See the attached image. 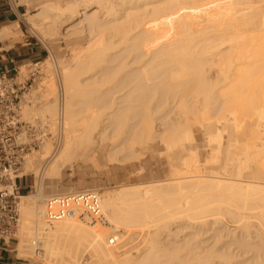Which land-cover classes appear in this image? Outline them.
Masks as SVG:
<instances>
[{"label":"bare ground","instance_id":"obj_1","mask_svg":"<svg viewBox=\"0 0 264 264\" xmlns=\"http://www.w3.org/2000/svg\"><path fill=\"white\" fill-rule=\"evenodd\" d=\"M21 1L23 3H27L29 5V7H32V8L43 5L41 8V11H42V14H43L44 19H45V23H44L45 27L43 26L44 28H41L40 30L45 35H54L55 33L58 35H61V34L64 35L66 33V32L64 33L65 26L70 25L71 23H73L76 20H79L78 23H76L75 27H74V25H72L74 27V28L72 27L73 29L70 26L72 31L69 29H66L67 32L71 31V33H70L71 35H72V33L73 34L74 33L83 34L84 32L88 34V37H89L88 41L92 43V44H90L91 46L89 45L90 47L88 46V47H86V49L84 48L83 50L73 51L74 53L73 54L71 53L72 56L69 60L73 64L71 63L72 65H69V66L68 65L65 66L63 64L64 67L61 68L62 71L64 72V80L66 82L65 87H66L68 94L71 92V87L69 85L70 84V75H72L71 79H73V74H71V73H74V74L76 73V72H74V70L72 71V69H73L72 67L74 65H76L77 63H80L85 58H89V59L94 58V60H95V56H97L98 53H99V55H104L101 53L104 52L103 50H105L106 47H105L104 42H103L104 45H102L103 43H101V42L103 40L100 39L99 33L105 29H108L109 27H112V28L114 27V29H123L122 25L124 24L123 23L124 21H121L122 18H121L120 13L122 14V12H120V8H119V6H122V5H120V2H118L120 0H21ZM122 1L125 2V0H122ZM157 1H159V0H156V1L155 0H152V1L149 0V3L152 2L153 5H155V4H157ZM163 1H164V3H166V4L163 3L164 5L161 6V8L163 9V10L161 9L162 10L161 13L164 12L163 13L164 15L161 14L163 17L160 18V21L158 23L161 26L164 25L166 27L163 26L162 27L163 29H159L160 28V26L158 28L159 24H156L157 26L155 25V27H153L151 25V23H150L151 26L149 25V23H147L149 26H147V24L146 25L144 24L140 30L141 34L139 35V37H141L139 40H141V41L138 40V43L136 42L137 44L136 43L134 44L136 47L133 48L132 47L133 45L131 46L133 48V51L137 48L140 50V52L136 50L139 53L134 54L135 56L132 55L133 58L131 61H133V62L131 64V67H132V65H133V67H132V69H130L128 71V73L126 75L127 79L129 80V81H127V85H131L132 82H134V84H132L133 85L132 87L129 86L131 89L128 92L129 93L128 96L131 97L130 96L131 94H133V93L136 94L137 92L135 93L134 90H136V91L142 90L143 91L142 95H144V96L147 95L146 96L147 98L150 95L152 96V94H154V95L159 94L160 95V96L158 95L159 98L160 97L164 98V97H168V96L180 98V97H185V96L188 97L187 95L190 93L192 95H189V96L190 97L192 96V98H195V99L199 96H203V100H206V102H204L203 104H207V106L212 105L211 106L212 107V119L214 117H216V115L218 117H220V119L222 118L221 120H223V121L225 119V122L222 124V127L224 129L220 125H218V121L220 119L218 121H217V119H215L214 121L212 120V123H210V122L208 123L209 125H211L209 128L210 129L212 128V134L216 135V133H217L216 136L214 135L215 138H212V142H213L212 148H213V150H216L215 155L217 154V156H215L214 154H212V155H214L215 157H217L219 159V160H217V158L215 159L218 161V163L220 162V165L215 167L214 170L219 169L220 171L219 172H217V170L214 171V172H216V174H214V173L212 174V179H214V180H212V183L210 182V185L207 184L208 182L207 183L203 182V184H205V183L207 184L206 185L207 187L205 188L206 192H204L205 190L202 191L203 194H206V195H204V196L200 195L199 198L197 197L194 200H192V202L194 204L192 203L193 205L191 204V207L188 205L189 209L187 208V210H189L191 212H189V214L184 215V216H187V219H188L187 224H189L188 226H190V227L191 226L196 227L197 225L199 228L204 227L205 225L207 227L208 224L210 225V222H208L205 218L212 216V224L211 225H213V224H218V225L221 224L222 225L223 218H226L227 221H230V223L232 222L235 224L236 227L235 226L234 227L236 228V230L238 229L240 231L241 230L246 231V233H248V235H247L248 237H252L251 235L254 234V232H258L261 236H263V239H264V0H171V1L170 0H168V1L162 0V2ZM146 2H148V1H146ZM167 2H169V4L171 6H172V4L170 2H174L173 6L171 7L169 4L167 5ZM152 3H150V4H152ZM126 4H127V2H126ZM143 4H145V0H144ZM129 5H131V4H129ZM166 5H167V7H164ZM126 6L129 7L128 4ZM168 6H169V9H168ZM40 7H39V9H40ZM123 7L124 6H122V9H123ZM157 7H158V5H157ZM159 9H160V7H159ZM201 10L204 13H202ZM123 11H125V10H123ZM127 14H128V12H127ZM153 17H155V16H153ZM155 19H157V18H155ZM117 23H119L120 25H118ZM34 24H36V23H34ZM115 24H117V25H115ZM141 24H142V22H140L138 20L135 21L134 23L131 22L130 27L124 28V29H128L126 31L127 36L129 35L130 31L138 29L141 26ZM154 24H155V22H154ZM36 25H38V24H36ZM14 27H16V26H14ZM10 28H13V27H10ZM164 28H166V29H164ZM196 29H198V30H196ZM12 33L13 32L11 31V29H5L4 28L0 31V38H8L11 36ZM122 33H123V31H122ZM124 33H125V31H124ZM124 33L122 35H124ZM66 35H67V33L65 34V36ZM125 35H124V38H122V39H125ZM129 38L131 39L130 36H129ZM127 40H128V38H127ZM93 42L94 43L98 42L99 44H96V43L94 44ZM101 45L104 47L102 48ZM100 51H101V53H100ZM107 51H108V49H107ZM136 51H134V52H136ZM131 52H132V50H131ZM101 57L102 56H100V58ZM100 58H99V60H100ZM86 60H88V59H85L84 61L86 62ZM85 62L82 61L81 63L83 64ZM97 62H98V59H97ZM129 63H131V62H129ZM92 65H93V63H92ZM129 66H130V64H129ZM211 71H212V74H211ZM124 79H126V78H124ZM123 81H121V82H123ZM128 82H129V84H128ZM72 83L74 85V82H72ZM44 90H46V89H44ZM36 93H38V92H36ZM72 94H73V92H72ZM193 94H195V96H197V97H194ZM137 96L139 97L138 93H137ZM137 96H136V98H137ZM133 97H134V95H133ZM152 97H154V96H152ZM166 99H164V100L166 101ZM161 100L159 102H161ZM174 100H176V99L174 98ZM137 102L140 103L139 100ZM149 103H148V105H149ZM194 103H196V102H194ZM165 104H166V102H165ZM189 104L187 106L184 104L183 105L185 107H187L189 110V107H188ZM46 105L47 104H44L42 107L40 106L41 107L40 110H41L42 115L44 112L50 113V112L56 111L53 107L46 106ZM95 105H93V106H95ZM167 105H168V103H167ZM108 107H109V105H108ZM131 107L132 106L129 105V107L127 106V109L131 108ZM137 107L136 106L132 107V110H130V111H133L134 108L137 109ZM160 107H161V105H160ZM23 108H24L23 114L28 118L32 117L31 116V112L33 111V110L31 111L32 108L30 109L28 107V105L24 106ZM106 109H107V107H106ZM117 109H118V107H117ZM154 109L156 111V108H154ZM135 111H138V110H135ZM139 111H140V109H139ZM152 111H151V113H152ZM169 111H170V109H169ZM126 112H127V110H126ZM143 112L141 111L142 114H143ZM55 113H57V112H55ZM116 113H118V112H116ZM141 113L139 112L138 114L141 115ZM174 113H172V114H174ZM179 114H180V112H179ZM129 115H130V113H129ZM144 115H145V113H144ZM182 116H184V115H182ZM52 117L53 116H51V118ZM96 117H98V116H96ZM118 117H119V113H118ZM142 117H144V116L142 115ZM72 118L73 117H72V114L70 112V105L63 106L62 119H63V123L65 126V134L63 133V135H65V136H64L63 141L61 142L62 145H61L60 151H58L56 153V155H57L56 158H55V155L52 154V155H54L53 157L55 159H54V161L52 159H50L51 161H53V163H52V165L49 164L50 166L48 165V167H50L49 169L47 167V169L49 170L48 174L49 173L52 174V173L58 171L63 164L68 162L70 159L74 158L76 155L78 156L81 154L80 156H83V155L87 156L93 152H98V153L102 152L101 151L102 149L99 147V145L95 146V144H94L95 139L96 138L99 139L100 137L98 138L97 137L98 135H96V134H95L96 138L92 137L93 131L91 132V131L86 130V129H85V131H82V132L78 131V133H77V131L75 130V126H74L75 123L73 124ZM136 118H137V116H136ZM130 119H131V116H130ZM132 119H133V117H132ZM139 119H141V118H139ZM182 119H183V117H182ZM128 120L129 119L126 118V121H128ZM221 120L219 122H221ZM121 121H123V120H121ZM121 121H120V123H122ZM88 122H91V121H88ZM128 122L132 123L131 121H128ZM137 123H139V122H137ZM162 123H163V121H162ZM186 123H187V121H186ZM186 123H184V124H186ZM120 125H122V124H120ZM139 125H141V124H139ZM139 125H137V126L134 125V126L138 128ZM147 125H148V123H147ZM165 125H167V124H164V126ZM129 126H131V125H129ZM129 126H127V127H129ZM151 126H153V125H151ZM177 126H178V124H177ZM97 127H99V126H97ZM131 127L128 129L129 131L127 130L128 136H129V133L130 134L132 133L133 127H132V130L130 131ZM102 128H104V127H102ZM137 128H136V130H137ZM142 128H144V127H142ZM175 128H176V126H175ZM220 128L222 129V131L226 130V132L225 133H223L224 131L223 132L222 131L217 132V130H219ZM123 129H121V130H123ZM151 129H153V128H151ZM173 129H174V127H173ZM179 129L177 128L176 131L180 132ZM63 130H64V128H63ZM142 130L139 131L140 134L137 132L138 135L142 134L141 133ZM155 130H157V129H155ZM60 131H62V130H60ZM103 131H104V129H103ZM176 131L174 132L175 134L173 136L171 135L172 138L169 136L171 139V143L175 146L174 149H176V147H178L179 143L182 142L181 139L183 140V138H181V139L179 138V135H178L179 133L177 132L178 133L177 134ZM113 133H114V130H113ZM147 133H148V130H147ZM149 133H150L149 136H150V138H152V140H153V138H155V136H157L151 130L149 131ZM99 134H101V133H99ZM148 134H147V136H148ZM164 134H166V133H164V131H163L162 135H164ZM181 134H182V132H181ZM183 134H182V137H183ZM225 134H227L226 138L224 137ZM124 135H126V134H124ZM132 135H134V134L133 133L131 134V139L133 137ZM143 135H145V132L143 133ZM187 136L188 135H186V137ZM138 137L134 138L135 141L138 139ZM162 137H164V136H162ZM108 138H109V136H108ZM143 138H145V139H143ZM127 139H128V137H127ZM148 139H146V136L145 137L143 136L141 138V141H140L141 144L147 145V143L149 142V141L147 142ZM164 139H166V136L164 137ZM99 140H98V142H99ZM114 140H112V141H114ZM138 140H140V139H138ZM152 140H150V141H152ZM161 140H163V139H161ZM135 141H133V144L135 143ZM166 141L168 142V140H166ZM140 142L138 141V143H140ZM161 142H163V141H161ZM100 145H101V143H100ZM125 145H127V144H125ZM145 145H143L144 149L146 148ZM102 147L106 148V144L103 145ZM128 147H131V146H128ZM128 147H127V149H128ZM51 148L52 147H51L50 142L46 141L42 145V148H41L42 153L40 152L41 154L38 155L39 151H36V152H38V154L36 153L35 155H33L32 158L29 159L28 163L30 164V166L33 165V167L35 169V167L36 166L38 167L40 165V163L46 161L45 160L46 159L45 157H47L46 155H48V154L51 155V152H50ZM147 148L150 150V152L153 150L151 145L149 146V144L147 145ZM180 148H181V146L175 150L174 156L177 157L178 154H179L178 156L181 155L180 153L182 152L183 149L182 148L180 149ZM143 151H141V152H143ZM81 152H84V153H81ZM138 152H140V149ZM109 153H110V151H109ZM130 153L132 154L133 152H130ZM139 154L142 155L144 153H142V154L139 153ZM127 155H128V153L126 154V156ZM135 155H137V154L135 153ZM126 158H128V157H126ZM177 158H180V157H177ZM171 159H172V157H171ZM175 159H173V160H175ZM49 163H50V161H49ZM186 164L187 163H185V166H186ZM30 171L33 172L32 169H30ZM59 171H61V170H59ZM212 171H213V168H212ZM42 173H44V172H42ZM187 179H189V178H187ZM42 181L43 180H41L39 182V185L42 183ZM179 181H181V180H179ZM158 183H160V182H158ZM143 185L145 186V184H143ZM151 185H152V183H151ZM161 186H162L161 188H163V185H161ZM199 186H202V185H200V182H199ZM135 187H137V186H135ZM198 187H197L196 191H198V189H200ZM202 187H204V186H202ZM133 188H134V186H133ZM156 188L154 186H150V187L148 186L144 190L145 192L142 196H141V193H143V192L139 193L140 194V196H139V194L137 193L136 190L134 191V193L132 191L133 194H136V193L138 194V196H137V194H136V196L134 195L135 196V197L133 196L134 198H132L131 192L128 191L129 192L128 195L131 194V196H129L130 200L126 199L128 197L127 194L124 195L125 197H122L123 193H120V192L119 193L117 192V195L116 194L115 195L108 194L106 197H104V199H102L101 212L106 217V221L102 222V223H94V222L86 223V222L80 220L78 217H65L62 219L52 220V222H50V224H48L49 222L48 223L44 222L45 221L44 218H43L44 221L41 220L42 219L41 216L43 214V211H36V208L32 205L34 203H32L31 205L30 204L28 205L27 199H29V198L32 199V197L36 196V195L22 196L21 197V200H22V202H21V217L23 220V226L20 228V232H19L20 233L19 234L20 242L18 245L19 254L22 256V252L24 251L23 248L25 245L23 242L25 240L26 230H30L29 224H32V225H35L38 230H44L47 233L46 234L47 237L44 236L45 238H48V240L45 243L46 260L51 259V261H52L53 259H57V261H59L60 264H64L65 261H67V263H68V261L73 262V259L76 256L79 257V255H81L79 250H78L80 246H85L86 250L88 249V251L91 250L92 254L95 255L96 257H98V259H100L98 261H100L101 264H226V263L232 264L233 263L232 257L237 256V255L236 256L234 255V250H236L238 248L239 249L238 252H241L242 248H241V246H238L240 244L237 245V243H236L237 248L236 249L234 248L232 251L229 250L230 252L226 253L225 251L228 250L227 248L232 249V247H228V245H227V248H225L226 250L224 251L223 246L225 244L223 246L222 245L219 246L221 243L220 244H217V243L221 242V240L216 238L215 240H217V242L215 240H214L215 242H213V244L215 243L216 245H211L212 243H210L209 245H211V246H209V247L213 246L212 249H210V248H208V245H207L209 243V241H207L208 242L207 243L206 240H211V239L202 240V239H199L198 236H197L198 238L195 236V239H194V238H190V237H192L191 236L192 234L191 235L189 234L190 237H188V235L186 236V238H189V239L183 240V238H181V237H182V234L184 233L183 232L184 230H181L182 227L180 228V226H181L180 224H179L180 226L177 227L179 229L175 230V228H174V231L171 229H170V231L168 230L169 232L167 231L168 235H166V237L164 236V234H161L162 233L161 229L162 228L164 229V226L161 227L162 226L161 224H164L165 222L162 221V223H161L160 220L165 219V217L166 218L168 217L167 221H170L169 218L171 219V216L173 218L177 214L182 215L183 213H182V210L180 209V207L181 206L183 207V205L185 207V204H183V205L181 204V206H179L181 201L179 200V202H177L178 201L177 199H179L180 196L175 198L176 193H178L177 191L173 195L170 194V192H173L175 189L173 191L172 190L168 191L169 187H168V189L166 187L167 190L163 189L166 192H163V190H161V188L158 189L159 188L158 187L157 188L158 190H155ZM173 188H175V187H173ZM171 189H172V187H171ZM192 191H193V189H192ZM200 191H201V189H200ZM91 192L92 191H89L87 193H91ZM202 192H201V194H202ZM207 192H208V194H207ZM209 192H212V193L209 194ZM81 193H83V192H81ZM195 193H197V192H195ZM198 193L200 194V192H198ZM188 195H190V193ZM188 195H187V197H188ZM66 196H71V195H66ZM56 198H58V196L51 197L50 199H56ZM192 198H193V195H192L191 199ZM184 199H188V198H184ZM190 202H189V204H190ZM184 210L187 211L186 209H184ZM36 212H37V214H36ZM186 213H188V211ZM178 215H177V219H178ZM180 218H181V216H180ZM251 220H255V222L251 221ZM179 221H181V220H179ZM35 222H36V224H34ZM158 222H160V225H158L159 224ZM168 223H170V222H168ZM168 223L164 224L165 227H166V224H168ZM224 224H225V220H224ZM168 225H170V224H168ZM150 226H152L153 229H150ZM158 226H159V228H158ZM173 226H176V224ZM126 227L132 228L133 230H135L134 228H137V229L140 228L142 230V232L145 233L142 236H145V238H146V240H145V242H147V244L145 245L146 248H144V247H143L144 249L140 248L141 250L142 249L143 250L141 252L137 253L136 255H133V256L131 255L132 253L130 254L129 251H128L129 253H127L126 252L127 249L125 250V248H124L125 252L123 250L124 253H122V251L118 250L123 245H125L123 243L126 240L122 241L123 242L122 244L117 242L118 245L115 247L109 246L110 239L114 236L117 237V239H119L120 237L118 236L119 235L118 232H120L124 228L126 229ZM168 227L170 228L172 226H168ZM185 228H187V227H184V229ZM31 229H33V228H31ZM163 229H162V231H163ZM187 229H189V228H187ZM200 229H202V228H200ZM200 229H199V231H200ZM219 229H218V231H219ZM109 230H112L113 233ZM126 230H128V229H126ZM141 230H139L140 233H141ZM166 230H167V228H166ZM139 231L138 232L134 231L133 234L135 235V237L137 235H139V234H137V233H139ZM192 231H194V230H192ZM197 231H198V229H197ZM201 231H202V233H204V229ZM221 231H222V228H221ZM227 231H228V233H230V230H228V228H227ZM40 232H43V231H40ZM109 232H111L110 234H112V236L109 234ZM127 232H129V231H127ZM231 232H233V231H231ZM41 234L43 235V233H41ZM194 234L197 235L196 233H194ZM213 234H215V233H213ZM244 234H243V236H244ZM107 235H110L111 237H109ZM198 235L200 237H202V234H198ZM219 235H221V232ZM224 235H222V236H224ZM227 235L224 237H227ZM229 235H231V234H229ZM232 235H233V233H232ZM255 235H256V233H255ZM260 235L258 237H260ZM67 236L73 238V240L75 241L74 244L76 243L75 244L76 246L73 247V249L71 248L70 250H67L65 248H63L65 250H62L60 245H61V242L63 240L61 241V239H62V237H67ZM205 236H207V235H205ZM205 236L203 234V237H205ZM214 236L215 235H212V237H214ZM222 236H220V237L222 238ZM130 237H133V236L130 235L129 238ZM193 237H194V235H193ZM220 237L218 236V238H220ZM231 237H233V236H231ZM71 238H69V239H71ZM242 238H239L240 239L239 242H241V243L243 241ZM222 239H225V238H222ZM238 240H236V241H238ZM44 241H45V239H44ZM127 241H129V240H127ZM233 241L235 242L234 239H233ZM244 241L246 244V240H244ZM248 241H249V239H248ZM252 241H253V239H252ZM262 241H264V240H262ZM230 242H231V240H230ZM71 243H73V242H71ZM71 243H70V245H71ZM232 243H229V244H232ZM247 243H249V242H247ZM64 244H66V243H64ZM233 244H235V243H233ZM254 244H252V245L254 246ZM241 245H243V244H241ZM252 245H247V246H251V248H252L253 247ZM260 245H261L260 248H262L263 244H261V241H260ZM256 246L258 247V245H256ZM134 247H136V246H134ZM246 248H249V247H246ZM253 248H255V246ZM130 249H132V248H129V250ZM245 249L243 252H245ZM81 250H82V248H81ZM83 250H84V248H83ZM83 250H82V252H83ZM255 250L261 251L259 249V247H258V250L257 249H255ZM262 250H264V248H262ZM182 253L185 257L181 256ZM244 254H246V252ZM256 254H257V252H256ZM240 255H242V252L239 253V256H237V257H240ZM252 255H254V253ZM263 256H264V252H262V253L258 252V254L256 256V257H258V260H257V258H256V260L259 262L255 261V257H254L253 261H255V263L251 262L249 264H253V263L254 264H264V257ZM182 258H184V259H182ZM242 258H244V257H242ZM251 258L253 259L252 256H251ZM44 259H45V257H44ZM76 259H77V257H76ZM238 259H240V258H238ZM248 259H247V261H248ZM57 261H56V263H57ZM249 261H250V259H249ZM42 262H43V259H42ZM53 262H55V261H53ZM70 262H69V264H70ZM77 263H78V261H77ZM241 263H243V262H241Z\"/></svg>","mask_w":264,"mask_h":264},{"label":"rangeland","instance_id":"obj_2","mask_svg":"<svg viewBox=\"0 0 264 264\" xmlns=\"http://www.w3.org/2000/svg\"><path fill=\"white\" fill-rule=\"evenodd\" d=\"M12 1L15 4V6L19 7L18 10H19V17H20V28L18 29V32H20V35L23 36L24 42L25 43H27V42L37 43L38 45H40V47L43 48L42 59L40 60V63L37 66H33L31 68L27 64H25V65H22V67L20 68L21 75L25 76V77L30 76V73H32V71H34V70L37 71V73L35 75V82L33 83L32 87L29 89V92L25 98L24 105H23V107L28 105V107L30 109L32 108L31 109V111L33 110L31 112L32 117L28 118L23 113L22 114H23V117L25 119H31V118H35V117H38V118L44 117V118L49 119L52 123L51 129H52V134H53V138L48 139V142H50L52 148L50 149L51 155L48 154V155H46L47 157H45L46 161L40 163V165L38 167L36 166L37 168L35 167V169H34L33 165L30 166L28 161L30 158L33 157V155H35L36 153L38 154V152L35 151V152H33V154H31L27 157L25 168L27 170L32 169L33 172H31L29 175L24 177V178H29L31 180L30 191L25 196L36 195V196H33L32 199L31 198L27 199L28 205L29 204L31 205L32 203H34L32 205L36 208V211H44L46 200L51 198V197L73 195V194H78L81 192H89V191L98 193L100 198H101V204H102V199H104V197H106L108 194H113V195L116 194L117 195V192L118 193L120 192V193H123L122 197H125L124 195H126V194L128 195L129 192H131L132 198H134L137 193L139 194V193L143 192V193H141V196H142L145 192L144 190L148 186L149 187L154 186L155 188L159 187L158 189H160L162 187L161 185H163V188H161V190H163V189L165 190L166 187H167V189L169 187L168 191L169 190L173 191L175 189L173 192H170V194L173 195L177 191L178 193H176L175 198L180 196L179 199H177L178 200L177 202H179V200L181 201L179 206H181V204L182 205L185 204L186 208L184 207V205H183V207L181 206L180 209L182 210L183 214L182 215L177 214L178 219L181 221H179L177 219V215H175V216L173 215L174 216L173 218L171 216V219L169 218L170 221H167L168 217L167 218L165 217V219L160 220L161 223H162V221L165 223L170 222V223H168L170 225L166 224V227L164 225L165 223L161 224L162 225L161 227L164 226V229H165L164 230L162 228L163 231L161 229V232H162L161 234H164V236L166 237V235H168V232L170 231V229L174 231V228H175V230H177V229H179L177 227L181 225L180 226V228L182 227L181 230H184L183 231L184 233L182 234V237H181V238H183V240L189 239V238H186V236L188 235V237H190L191 234H192L191 235L192 237H190V238L195 239V236L196 237L198 236L199 239H202V240L211 239V240H206V242L209 241V243L207 242L208 248L212 249L213 246L212 247H209V246L216 245L215 243L213 244V242H215V241L217 242V240H215L217 238V239L221 240V242L217 243V244L221 243L219 246H221V245L223 246L225 244L223 246L224 251L226 250L225 248H227V245H228V247H232V249L227 248L228 250L225 251L226 253L230 252L229 250L232 251L234 248L236 249L237 248L236 246L238 244H240L238 246H241V248L243 249V250L241 249L242 255H240V257H237V256H239V253H241V252H238L239 251L238 248L236 250H234V255L235 256L237 255V256L232 257L233 259L231 258L233 260V263L234 264H240L241 262H243L244 264H249L251 262L255 263V261L258 260V257H256L258 252H261V253L264 252V250H262V248H264V241H262V240H264V239H263V236H261L258 232H254V234L251 235L252 237H248L247 236L248 233H246V231L241 230L242 231L241 232L238 229L236 230L235 224L232 222L230 223V221H227L226 218H223L222 225L221 224L220 225H218V224L211 225L212 224V216H209L210 218L207 217L208 219L205 218L208 222H210V225L208 224L207 227H206V225L204 227H200L202 229H200L198 227V225L196 227H194V226L190 227V226H188L189 224H187L188 223L187 222L188 221L187 216H184L186 214H189V212H191V211L187 210V208L189 206L191 207V204L193 203L192 200H194L197 197L199 198L200 195L201 196L206 195V194H203L202 191L205 190L204 192H206V189H205L207 187L206 185L207 184L210 185V182L212 183V180H214V179H212V174L213 173L216 174V172H214V171H216V170H217V172L220 171L219 169L214 170L215 167L220 165V162L218 163L217 160H219V159L217 157H215V156H217V154L215 155L216 150H213V148H212V143H213L212 138H215L217 133H216V135L212 134V128L211 129L209 128L211 125L208 124L209 122L212 123V120L214 121L215 119H217V121H218L220 119V117H218L216 115L217 118L213 116L214 118L212 119V107H211L212 105L207 106V104H203L204 102H206V100H203V96L197 97V96H195V94H193L194 97L198 98V99L197 98L195 99V98H192V96L191 97L189 96V95H192L190 93L187 95L188 97L185 96V97H180V98L179 97L176 98V97H172V96H168L169 98L168 97H164V98L160 97L159 98V96H160L159 94L154 95L151 93L152 96H154V97H152L149 94L151 97L148 96V98H147L146 97L147 95L146 96L142 95L143 94L142 90H137V91L134 90L135 93L136 92L138 93L139 97L137 96V93L131 94L130 95L131 97L128 96L129 95L128 92L131 89L130 87L133 86L132 84H134V82H132L131 85H127V81H129V80L127 79L126 75H127L128 71L130 69H132V67H133V65L131 67V64L133 62L131 60H132L133 56H135L134 54H138L140 52V50L137 48L134 51L137 50L139 52L133 51V48L136 47L134 44L136 42L138 43V40L141 38V37H139V35L141 34L140 30L144 24L146 25L147 23H149V25H150V23H151V25L153 27H155L156 24H159L158 22L160 21V18H162L163 17L162 15H164L163 14L164 12L161 13L163 10L161 8V6L166 4V3H164V1L162 2V0L157 1V4H155V5H153L152 2H150V3H152V4H150L149 0H145V4H143L144 0H125V2H123L122 0L118 1V2H120V5L125 7V8L123 7V9H122V6H119L120 12H122V14L120 13L121 18H122L121 21H124L123 22L124 24L122 25L123 29H114V27L113 28L109 27L108 29H105L99 33L100 39L103 40L101 43L104 42L105 47H106L105 50L102 49L104 52L101 53V51H100V53L104 54V55H99V53H98L99 56L98 55H97L98 57L95 56V60H94V58H90V59L85 58V59H88V60H86V62L84 61L85 59H83V60L81 59L85 63L82 64L81 63L82 61H81L80 63H77L78 65L76 64L72 67L73 68L72 71L74 70V72H76V73L75 74L71 73V74H73V79H71L72 75H70V84L69 85L71 87V92L69 93L70 94L69 95L67 93V90L65 87L66 82L64 80V72L62 71L61 68H63L64 65L69 66V65L73 64L72 62L69 61L72 54L74 53L73 51L83 50L84 48L86 49V47H88L90 44H92L91 42L88 41L89 40L88 34L85 32L83 34H76V33H74V34L72 33V35L70 34L72 31L71 28L73 27L72 25H74V27H75L76 23H78V21H79V20H76L73 23H71L70 25L65 26L64 33L65 32L67 33L66 36H65L66 33L64 35L63 34L58 35L56 33L54 35H45L40 30L41 28L45 27L44 26L45 19H44V16L42 14V11H41V8L43 5H40L41 7L38 6V7L32 8V7H29V5L27 3H23L21 0H12ZM146 1H148V2H146ZM150 1H152V0H150ZM166 1H168V0H166ZM126 2H127L129 7L126 6L127 5ZM170 3L173 6L174 2H170ZM129 4H131V5H129ZM168 4H169V2H167V5ZM157 5H158V7H157ZM167 5L164 7H167ZM39 7H40V9H39ZM159 7H160V9H159ZM168 9H169V6H168ZM123 10H125L126 12ZM127 12H128V14H127ZM202 13H204V12L202 11ZM153 16H155V17H153ZM155 18H157L158 20ZM137 20L142 22L141 26L136 30L130 31L129 35L127 36L126 31L128 29H124V28L130 27V23L131 22L134 23ZM153 21L155 22V24ZM34 23H36L38 25H36ZM117 24L120 25L119 23H117ZM117 24H115V25H117ZM149 25L147 24V26H149ZM70 26H71V28H70ZM159 26H160V28H159ZM163 26L164 25L161 26L159 24L158 28L163 29L162 28ZM164 27H166V26H164ZM66 29H69L71 31L68 30L69 32H67ZM164 29H166V28H164ZM196 30H198V29H196ZM122 31H123V33L125 31L124 35L126 34L125 39L127 40V38H128L127 41L125 39H122V38H124V35H122L123 34ZM129 36L131 37V39L129 38ZM139 41H141V40H139ZM95 43L99 44L98 42H95ZM104 43L102 45H104ZM103 47L104 46H102V48ZM107 49H108V51H107ZM131 50H132V52H131ZM100 56H102V57L100 58ZM99 58H100V60H99ZM97 59H98V62H97ZM91 62L93 63V65ZM129 62H131V63H129ZM128 63L130 64V66ZM211 74H212V71H211ZM124 78H126L127 80ZM71 81L74 82V85ZM121 81H123V82H121ZM128 84H129V82H128ZM44 89H46V90H44ZM36 92H38V93H36ZM72 92H73V94H72ZM133 95H134V97H133ZM136 96H137V98H136ZM174 98L176 100H174ZM191 98L193 100L194 99L195 100L193 101ZM137 99L140 101V103L137 102L138 101ZM164 99H166V101ZM160 100H161V102H159ZM164 101L166 102V104ZM194 102H196L197 104ZM148 103L150 106L148 105ZM167 103H168V105H167ZM44 104H47L46 106L53 107L56 111L50 112V113L44 112L42 115L40 108ZM183 104L186 106L189 104V106H188L189 110ZM66 105H70V112H71L72 117H73L72 122H73V124L75 123L74 126H75V130L77 131V133H78V131L79 132L85 131V129L89 130L91 132L93 131L94 134L92 133V135H93L92 137L96 138L95 137L96 135H98L97 136L98 138L100 137L99 138L100 140L97 138H96L97 140L95 139L94 144H95V146L99 145V147L102 149L101 150L102 152H99V153L93 152L87 156L83 155L84 157L80 156L81 154L78 156L76 155L74 158H72L73 160L70 159L68 162L65 163L66 165L63 164L64 166L62 165L60 167L59 170H61V171L58 170L52 174H50V173L48 174V172H49L48 169L50 168V167H48V165L49 164L52 165L54 159L57 156L56 153L58 151H60V148L62 145L61 142L63 141L64 136H65V135H63V133L65 134V126L63 123V119H62V110H63V106H66ZM93 105H95V106H93ZM108 105L110 108L108 107ZM129 105L132 107H135V106L136 107L138 106V107H137V109L134 108L133 111H130V110H132V107L127 109V106L129 107ZM160 105H161V107H160ZM106 107H107V109H106ZM117 107H118V109H117ZM138 108L140 109V111ZM154 108H156V111ZM169 109H170V111H169ZM23 110H24V108L22 109V112H23ZM126 110H127V112H126ZM135 110H138V111H135ZM141 111L142 112L144 111L143 114L141 113ZM151 111H152V113H151ZM55 112H57L58 114ZM116 112L119 113V117H118V113H116ZM139 112L141 113V115L138 114ZM171 112L172 113L175 112V113L172 114ZM179 112H180V114H179ZM129 113H130V115H129ZM144 113H145V115H144ZM135 115L137 116V118ZM142 115L144 117L145 116L146 117L144 118V117H142ZM182 115H184V116H182ZM51 116H53V117L51 118ZM96 116H98V117H96ZM130 116H131V119H130ZM132 117L134 120L132 119ZM182 117H183V119H182ZM126 118L129 119L128 121H131L133 124L126 121ZM139 118H141V119H139ZM121 120H123V121H121ZM88 121H91V122H88ZM120 121L122 123H120ZM162 121H163V123H162ZM186 121H187V123H186ZM219 121H218V125H220L222 127V124L225 122V119H224V121L223 120H221V122H219ZM137 122H139V123H137ZM147 123H148V125H147ZM184 123H186V124H184ZM120 124H122V125H120ZM139 124H141V125H139ZM164 124H167V125L164 126ZM177 124H178V126H177ZM126 125L127 126L131 125L133 127V130H132L131 126L127 127ZM134 125L135 126L139 125V126L137 128ZM151 125H153V126H151ZM174 125L176 126V128ZM97 126H99L101 129ZM102 127H104V128H102ZM130 127H131L130 131L132 130V133L134 134V135H132L133 136L132 139H131L132 133L131 134L129 133L130 137L127 135L128 131H129L128 129ZM142 127H144V128H142ZM173 127H174V129H173ZM63 128H64V130H63ZM136 128H137V130H136ZM151 128H153V129H151ZM167 128L168 129L170 128V129L168 130ZM177 128L178 129L180 128L179 129L180 132L176 131ZM103 129H104V131H103ZM121 129H123V130H121ZM139 129L142 130L141 135H138V133L140 134ZM155 129H157V130H155ZM60 130H62V131H60ZM113 130H114V133H113ZM147 130H148V133L150 130L153 131L155 133V135H157V136H155V138H153V140H152V138H150V136H149L150 133L148 134ZM174 130L176 131V133L177 132L179 133V134L178 133L177 134L179 135L180 139L183 138V140L181 139V141L183 143L180 142L178 145V147L181 146V148L183 150L180 153L181 154L180 156H178L179 154L177 155V157H180V158L182 157L181 159L174 156L175 150L178 149V147H176V149H174L175 146L171 143V139H170L171 135L173 136L175 134ZM143 131L145 132V135H143V133H144ZM163 131L167 135L166 134L162 135ZM218 131L221 132L222 129L220 128L219 130H217V132ZM98 132L101 134H99ZM181 132H182V134L183 133L185 134V135L183 134V137H182ZM225 132H226V130L223 133H225ZM146 133L148 134V136ZM124 134H126V135H124ZM186 135H188V136L186 137ZM226 135L227 134H225V136H224L225 138H226ZM108 136H109V138H108ZM143 136L144 137L146 136V139L149 138L147 140V142L148 141L149 142L148 143L146 142V143H147V145L149 144V146L151 145V147L153 149L151 151L152 153L147 148V145L141 144L140 141H141V138ZM162 136H164V137L166 136V139H164V137H162ZM127 137H128V139H127ZM137 137L140 140L137 139L135 141L134 138H137ZM143 139H145V138H143ZM161 139H163V140H161ZM98 140L101 143V145L98 142ZM112 140H114V141H112ZM150 140H152L153 142ZM166 140H168V142ZM133 141H135L136 144L135 143L133 144ZM138 141L140 143H138ZM161 141H163V142H161ZM102 144L103 145L106 144V148L105 147L103 148ZM125 144H127V145H125ZM143 145H145L149 151L146 148L144 149ZM128 146H131V147H128ZM127 147H128V149H127ZM41 148L37 150V151H39L38 155H40L42 153ZM139 149H140V152H138ZM109 151H110V153H109ZM141 151H143V152H141ZM130 152H133V153L131 154ZM81 153H84V152H81ZM127 153H128V155L126 156ZM135 153L137 155H135ZM139 153H141V154L144 153V154L140 155ZM52 154L55 155V158L53 157L54 155H52ZM212 154H214L215 156ZM126 157H128V158H126ZM171 157H172V159H171ZM216 158H217V160H215ZM50 159H52L53 161H51ZM173 159H175V160H173ZM48 160L50 161V163ZM185 163H187L186 166H185ZM47 167H48V169H47ZM212 168H213V171H212ZM42 172H44V173H42ZM187 178H189V179H187ZM41 180H43L44 187H43L42 191L39 190V192L37 193L38 184ZM179 180H181V181H179ZM158 182H160V183H158ZM199 182H200V185H202L204 187L199 186ZM203 182H206V183L208 182V183L203 184ZM151 183H152V185H151ZM143 184H145V186ZM195 185L196 186L198 185L199 187L198 186L197 187L200 188L201 191H200V189H198V191H196L197 187ZM133 186H134V188H133ZM135 186H137V187H135ZM171 187H172V189H171ZM173 187H175V188H173ZM157 188L155 190H158ZM192 189H193V191H192ZM135 190L137 191V193L135 192L136 194H133ZM164 190H163V192H166ZM132 191H133V193H132ZM195 192H197V193H195ZM198 192H200V194ZM201 192H202V194H201ZM189 193H190V195H188ZM210 193H212V192H209V194ZM131 194L128 195V197L126 196L127 197L126 199H129V196H131ZM138 194H137V196H138ZM207 194H208V192H207ZM187 195H188V197H187ZM192 195H193V198L191 199ZM139 196H140V194H139ZM184 198H188V199H184ZM21 202H22V200L20 199V222H19V226L17 228V233H16L18 243L20 242V236H19L20 228L23 226V220L21 217ZM189 202H190V204H189ZM184 209H186L188 211V213H186L187 211H185ZM36 214H37V212H36ZM180 216H181V218H180ZM41 218L40 219L42 221H44L42 216H41ZM224 220H225V224H224ZM251 221L255 222V220H251ZM44 222L48 223V221H46V220ZM158 223L157 224L160 225V222H158ZM34 224H36V222ZM48 224H50V222ZM175 224H176V226H173ZM167 225L172 226V227L169 228ZM29 226H30V228H29L30 230H26L25 240L23 242L25 245L23 244L24 245V248H23L24 251L22 252V257L31 260L35 264H55L57 259H53L52 261H51V259L46 260L45 243L48 240V238H45L44 236L47 237V235H46L47 233L44 230H38L35 225L29 224ZM184 227H187L190 230L192 229L194 231H192V230L190 231L187 228L184 229ZM31 228H33V229H31ZM158 228H159V226H158ZM166 228H167V230H166ZM221 228H222V231H221ZM227 228H228V230H230V233H228ZM126 229H128V230H126ZM126 229L124 228L123 230L118 232V234H119L118 236L120 238L117 240V242L122 244L123 243L122 241L126 240L123 243L125 245H123L118 250L122 251V253H124L125 250L127 249L126 252L127 253L130 252V254L132 253L131 255L133 256V255H136L137 253L141 252L144 248H146L145 247V245L147 244V242H145L146 238H145V236H142L145 233L142 232V230L140 228H138V229L134 228L135 230H133L132 228L126 227ZM150 229H153L152 226H150ZM197 229H198V231H197ZM199 229H200V231H199ZM203 229H204V233H202V231H201ZM218 229H219V231H218ZM139 230H141L142 234L140 233ZM40 231H43V232H40ZM109 231L112 232V230H109ZM127 231H129V232H127ZM134 231H137V232L139 231V233H137V234H139L140 236L136 234L137 236L135 237V235L133 234ZM231 231H233V232H231ZM111 232H109V234ZM220 232H221V235H219ZM41 233H43V235ZM194 233H196L197 235H195ZM213 233H215V234H213ZM232 233H233V235H232ZM255 233H256V235H255ZM198 234H202V237H200ZM203 234H204V236L207 235V236H205L206 238L203 237ZM227 234L228 235L231 234V235L228 236ZM238 234L239 235L241 234V235L239 236ZM243 234H244V236H243ZM110 235L112 236V234H110ZM110 235H107V236L111 237ZM130 235L133 237L129 238ZM193 235H194V237H193ZM212 235H215V236L212 237ZM222 235H224V236L227 235V237H224ZM259 235H260V237H258ZM218 236L219 237L222 236V238H225V239H222L221 237L218 238ZM231 236H233V237H231ZM238 237L239 238L243 237L242 243L239 242L240 239ZM69 238H71V237H69V236L62 237L61 241L62 240L63 241L61 242V245H60L62 250H65V249L70 250L71 248L73 249V247L76 246L75 245L76 243L74 244L75 241L73 240V238H71V239H69ZM44 239H45V241H44ZM233 239L235 240V242L233 241ZM248 239H249V241H248ZM252 239H253V241H252ZM34 240H40L42 242L43 256L41 258L37 257L35 255L34 246H33ZM127 240H129V241H127ZM230 240H231V242H230ZM236 240H238V241H236ZM244 240H246V244H245ZM70 241L73 243H71ZM260 241H261V244H263L262 248H260L261 247ZM117 242L115 244H111V243L110 244L108 243V244H109V246L115 247L118 245ZM232 242L235 244H233ZM247 242H249V243H247ZM64 243H66V244H64ZM70 243H71V245H70ZM210 243H212V244L209 245ZM229 243H232V244H229ZM236 243H237V245H236ZM254 243L256 245H258V247L261 251L258 250V247ZM241 244H243V245H241ZM252 244H254L255 248H253L254 246ZM133 245L136 247H134ZM247 245H252L253 246L252 248L254 250L257 249L258 251H256V250L254 251L251 248V246H247ZM244 247L245 248L249 247L250 249L249 248L245 249ZM63 248H65V249H63ZM81 248H82V250L84 248L83 252H82ZM124 248H125V250H124ZM129 248H132V249L129 250ZM140 248H143V249L141 250ZM244 249H245L246 254H244L245 252H243ZM78 250L81 254V255H79L80 258L78 256H76L77 259L75 257L73 259V262L68 261V263H67V261H65L64 264H69V262H70V264H76L77 261H78L77 264H101L100 261H98L100 259H98V257L93 255L91 250L90 251H88V249L86 250L85 246H80ZM123 250H124V252H123ZM256 252H257V254H256ZM253 253H254V255L255 254L256 255L255 256L252 255ZM181 256L185 257L183 255V253L181 254ZM251 256L253 257V259L251 258ZM44 257H45V259H44ZM242 257H244V258H242ZM254 257H255V261H253ZM238 258H240V259H238ZM248 258L250 259V261ZM256 258H257V260H256ZM42 259H43V262H42ZM182 259H184V258H182ZM247 259H248V261H247ZM53 261H55V262H53ZM257 262H259V261H257ZM243 263H241V264H243ZM56 264H60V262L57 261ZM226 264H228V263H226Z\"/></svg>","mask_w":264,"mask_h":264},{"label":"built area","instance_id":"obj_3","mask_svg":"<svg viewBox=\"0 0 264 264\" xmlns=\"http://www.w3.org/2000/svg\"><path fill=\"white\" fill-rule=\"evenodd\" d=\"M27 65L32 68L38 64ZM21 67L15 74L0 76V243L17 239L22 197L19 181L31 173L25 168L27 157L53 138L49 119L23 117L24 101L37 71L25 77L21 75ZM101 205V198L95 192L58 196L46 200L42 217L48 222L78 217L86 223H102L106 217L101 212ZM117 240L114 236L110 243L115 244ZM33 246L35 255L41 258L42 242L34 240Z\"/></svg>","mask_w":264,"mask_h":264},{"label":"crops","instance_id":"obj_4","mask_svg":"<svg viewBox=\"0 0 264 264\" xmlns=\"http://www.w3.org/2000/svg\"><path fill=\"white\" fill-rule=\"evenodd\" d=\"M18 8L12 0H0V31L5 28L11 29L13 32L8 38H0V76L15 74L22 65L39 64L42 59L43 48L37 43H25L23 36L18 32L20 28ZM19 184L21 185V196L28 194L31 188V180L23 178ZM43 187L42 181L40 185L38 184L37 193L39 190L42 191ZM18 245L17 239L0 243V264H35L19 254Z\"/></svg>","mask_w":264,"mask_h":264}]
</instances>
